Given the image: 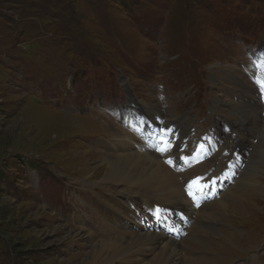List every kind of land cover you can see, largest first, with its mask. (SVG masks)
I'll return each mask as SVG.
<instances>
[{"label":"rangeland","instance_id":"obj_1","mask_svg":"<svg viewBox=\"0 0 264 264\" xmlns=\"http://www.w3.org/2000/svg\"><path fill=\"white\" fill-rule=\"evenodd\" d=\"M262 36L264 0H0V264H81L90 236L103 232L100 202L125 216L121 195L113 202L115 192L94 183L104 173L100 152H112L105 143L125 133L132 139L127 90L154 107L144 132L156 127L153 120L168 123L173 140L182 134V148L189 141L182 127L197 135L194 126L215 127L222 143L198 171L226 164L220 110L244 124L239 116L249 117L248 108L231 113V103L260 104L259 128L244 124L238 155L254 160L263 192L244 189L243 202L220 219L223 237L210 234L205 251L209 264L257 259L264 246V71L244 56ZM69 116L96 127L73 125Z\"/></svg>","mask_w":264,"mask_h":264},{"label":"bare ground","instance_id":"obj_2","mask_svg":"<svg viewBox=\"0 0 264 264\" xmlns=\"http://www.w3.org/2000/svg\"><path fill=\"white\" fill-rule=\"evenodd\" d=\"M260 58L258 57L256 60ZM214 101L217 102V100ZM218 101L220 102L221 100ZM240 101L243 102L242 106L231 103V108L228 111L240 114L244 111L243 108L247 107L249 117L238 116L241 117L244 124L247 123V126H251L250 130H257L260 124L257 118V110L259 111L260 104L254 100L250 104L244 102V99H240ZM225 103L227 102L225 101ZM129 107L131 109L134 108V104L130 102ZM149 108L150 111L147 110ZM149 108L142 106L143 113L141 116L130 113L125 119L129 133L132 136L130 137L132 138L130 139L131 142L127 140L129 137L125 133L124 136L114 137L115 142L113 144L105 143V147H110L108 150L112 152L99 151L102 154H100L98 159L104 173L94 184L97 187L106 186V191L112 190L115 192L111 196V201L115 199L116 194L121 195V198L118 199L121 204H118V206L119 209L124 210L126 213L123 216L117 210H113L100 202L98 213L102 222L100 223V230L103 232L98 234L101 238H95V234L90 236L91 238L94 237V240L89 243L90 248L86 251L81 264H209L210 261L208 262L209 258L206 256L205 251L212 248L213 237L210 234H220L221 236L223 234V227L220 225L222 216L228 210H236V207L243 202L242 198H246L247 190L254 194H262L263 192L261 189L263 187L261 186L262 183L255 178V173L252 172V170L254 172L257 170L256 163L249 157L245 161L244 152L239 151L238 159L235 161H240V164H237L234 160L231 161L234 162L232 169L235 171V178H239L240 182H242L239 188L233 187L234 184L240 183L239 181L228 182L226 180L223 184L225 191L219 192L218 197L200 204L197 208L193 207L189 198L184 194V188L189 182L200 180L202 172H198L196 168L203 162H196L186 167L180 163L179 155L191 152L199 143L202 142L201 145H204L203 143L205 142L198 136L200 133L197 135L196 131H190L191 128L186 125V130H183V127L181 130L184 132V137L189 138V141L186 147L182 148L180 145V141L183 138L182 134L179 135L178 139L173 140L171 138V130L168 129V123H161L158 119L153 120V125H156L154 129L150 132L148 130L144 132V126H142L141 122H146L147 116L154 119V114H156L154 107ZM220 111L222 115L219 114L221 116H217H219V120L226 121L225 131H227L226 137L229 139V143L224 144L229 146L233 142L238 145L243 143L244 131H246L247 127L239 122L238 119L234 122L226 120L223 117L222 110ZM67 118L71 119L70 121L73 125H76L77 122V124L87 128L96 127V123L91 120L87 122L83 118L78 119L74 116ZM76 120L82 121V124ZM173 120L174 118L170 123L175 122ZM176 120L178 124H186L189 118L185 117ZM158 129L167 132L169 137L166 141V146L156 150L154 147L155 143L148 137L151 136V138L155 139V134L159 133ZM208 134L209 136L205 135V144L212 151L215 145H218L221 141L215 143L217 137L215 127L209 130ZM237 137H240L239 141H236ZM252 166L253 168L251 169ZM219 170L218 166L215 165L213 171L208 173L207 178L215 175ZM207 178L204 177V179ZM231 183L232 186L228 187ZM245 188L247 190H244ZM146 189L150 190L148 191L150 194L144 193ZM123 201H129L133 209L124 204L122 205ZM158 207H162L164 211H167L170 225L176 230L179 224L188 225L186 233L183 235L182 231L180 234L178 231L174 236L172 233L164 232V229L167 228H162L164 223L160 220H155V216L151 215L154 214V210L156 211ZM181 211H185L188 214V220L186 218L182 219V217L178 218L177 213ZM108 220L114 225L110 224ZM156 229H162L163 231L159 230L156 232ZM230 236L233 241L236 240L234 234H230ZM233 241L229 240V242ZM261 249L262 251L257 253V259H250V263L245 262V264H264V247ZM212 263L214 264V262Z\"/></svg>","mask_w":264,"mask_h":264}]
</instances>
